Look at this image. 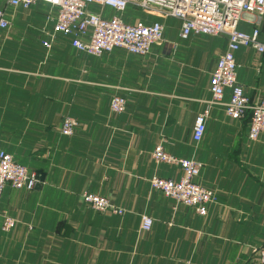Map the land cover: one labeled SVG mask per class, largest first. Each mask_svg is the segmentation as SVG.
Returning <instances> with one entry per match:
<instances>
[{"label":"crops","instance_id":"obj_1","mask_svg":"<svg viewBox=\"0 0 264 264\" xmlns=\"http://www.w3.org/2000/svg\"><path fill=\"white\" fill-rule=\"evenodd\" d=\"M2 7L10 28L0 31V146L38 184L3 192L0 212L17 224L4 232L0 221V264H259L264 134L250 141L249 115L236 121L224 105L210 104V78L228 37L184 40L178 19L91 5L105 18L161 22L165 31L147 56L119 48L96 57L75 49L72 37L53 35L57 8L42 1L29 10ZM255 27L239 24L248 34ZM235 58L246 96L264 100V55L242 48ZM116 96L128 100L121 115L111 111ZM208 108L196 144L194 125ZM66 117L79 123L71 137L62 134ZM158 145L203 166L194 182L217 198L206 216L152 188L156 177L183 176L180 167L154 162ZM86 193L112 200L123 216L95 212L82 201ZM145 215L154 221L148 232Z\"/></svg>","mask_w":264,"mask_h":264},{"label":"built area","instance_id":"obj_2","mask_svg":"<svg viewBox=\"0 0 264 264\" xmlns=\"http://www.w3.org/2000/svg\"><path fill=\"white\" fill-rule=\"evenodd\" d=\"M42 1L58 9V16L53 27V35L62 34L72 37V45L80 52L100 57L112 53L115 49H124L130 54L147 56L153 45L164 40V26L161 22L148 25L142 21L135 24L125 22L122 17L112 19L90 9L91 5L110 8L117 14L124 13L128 7H137L150 15L164 19L175 18L181 21V37L187 40L192 35L228 37V50L221 55L218 66L210 78L211 105H224L226 114L239 121L250 116L248 138L256 142L264 134V100L252 104L245 94L243 85L238 80L235 55L242 48L256 49L264 55V43L260 36L264 33V0H0V31L10 28L3 4L13 8L29 10ZM246 21L255 24L252 34L239 30V24ZM262 28V29H261ZM48 50L51 44H47ZM226 90L231 91L230 101L224 103ZM128 100L116 96L111 101V111L121 115L127 109ZM209 108L199 114L194 125L193 140L199 144L206 134ZM79 127L77 120L66 117L62 134L74 135ZM153 160L157 164L175 165L183 171L179 181L154 178L150 185L161 191L176 206L195 208L200 216L208 214V207L217 202L216 193L194 182L203 166L194 159L184 160L171 156L162 145L155 147ZM38 184L35 173L17 163L13 156L0 146V204L7 185L16 190L33 191ZM82 201L95 212L123 216L125 210L116 206L108 198L95 194L82 195ZM2 230L10 232L17 221L0 212ZM154 221L148 216L142 217V228L150 231ZM256 259L264 264V247L256 250Z\"/></svg>","mask_w":264,"mask_h":264},{"label":"rangeland","instance_id":"obj_3","mask_svg":"<svg viewBox=\"0 0 264 264\" xmlns=\"http://www.w3.org/2000/svg\"><path fill=\"white\" fill-rule=\"evenodd\" d=\"M137 9H138L139 11H138ZM131 10H133V9H131ZM135 11H136V12H140V11H142V10L136 7V9L134 10V12H135Z\"/></svg>","mask_w":264,"mask_h":264}]
</instances>
